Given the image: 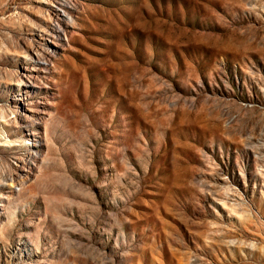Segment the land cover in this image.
<instances>
[{
	"label": "rangeland",
	"instance_id": "1",
	"mask_svg": "<svg viewBox=\"0 0 264 264\" xmlns=\"http://www.w3.org/2000/svg\"><path fill=\"white\" fill-rule=\"evenodd\" d=\"M0 264H264V0H0Z\"/></svg>",
	"mask_w": 264,
	"mask_h": 264
}]
</instances>
